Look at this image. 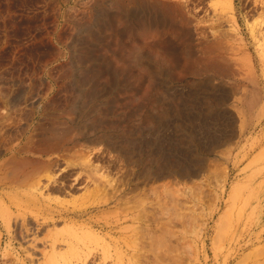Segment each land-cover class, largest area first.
Segmentation results:
<instances>
[{
	"label": "rangeland",
	"instance_id": "374dc122",
	"mask_svg": "<svg viewBox=\"0 0 264 264\" xmlns=\"http://www.w3.org/2000/svg\"><path fill=\"white\" fill-rule=\"evenodd\" d=\"M0 264H264V0H0Z\"/></svg>",
	"mask_w": 264,
	"mask_h": 264
},
{
	"label": "bare ground",
	"instance_id": "6f19581e",
	"mask_svg": "<svg viewBox=\"0 0 264 264\" xmlns=\"http://www.w3.org/2000/svg\"><path fill=\"white\" fill-rule=\"evenodd\" d=\"M236 107H237V105H236ZM226 157H227V156H226ZM163 164H164V163H163ZM166 165H168V164L166 163ZM173 166L175 167V165H173ZM162 167H163V166H162ZM164 167H165V166H164ZM168 167H169V166H168ZM174 167H173V168H174ZM178 167H179V166H178ZM183 167H184V166H183ZM175 168H176V167H175ZM180 168H181V167H180ZM169 169H170V168H169ZM167 170H168V169H167ZM179 170H180V169H179ZM183 170H184V169H183ZM180 171H181V170H180ZM180 171H179V172H180ZM185 171H186V170H185ZM165 172H167V171H165ZM171 172H172V171H171ZM187 173H188V172H187ZM164 174H165V173H164ZM161 175H163V174H161ZM157 177H158V176H157ZM242 187H243V186H242ZM242 187H241V190H242ZM237 190H238V189H236L235 192H238V193H235V192H234V194L232 195V199H235V198L237 199V198H238L237 195L240 194V192H239L240 189H239L238 191H237ZM234 196H236V197H234ZM232 199H231V200H232ZM183 213H184V212H183ZM179 215H180V214L178 213V215H176V216H179ZM185 215H186V217H187L186 212L184 213V216H183V214L181 215V220H180L179 218H177V220L179 219L180 221H182V219L185 218ZM175 218H176V217H175ZM186 219H187V218H186ZM186 221H187V220H186ZM186 221L183 220V222H181V224H182L184 227L187 226ZM177 223H178V221H177ZM181 224H180V222L178 223V225L182 226ZM183 226H182V227H183ZM185 231H186V230H185ZM186 232H187V231H186ZM182 235H183L184 238L186 237V235H184V234H182ZM178 239H179V238H178Z\"/></svg>",
	"mask_w": 264,
	"mask_h": 264
},
{
	"label": "crops",
	"instance_id": "0c3cea01",
	"mask_svg": "<svg viewBox=\"0 0 264 264\" xmlns=\"http://www.w3.org/2000/svg\"><path fill=\"white\" fill-rule=\"evenodd\" d=\"M42 79L43 81L48 83V82H51L52 77H50L49 72L47 71V73H45V77H43Z\"/></svg>",
	"mask_w": 264,
	"mask_h": 264
}]
</instances>
